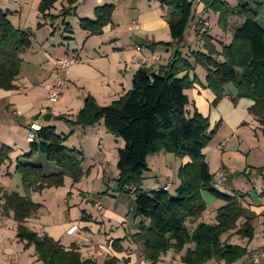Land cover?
Instances as JSON below:
<instances>
[{"label":"trees","instance_id":"16d2710c","mask_svg":"<svg viewBox=\"0 0 264 264\" xmlns=\"http://www.w3.org/2000/svg\"><path fill=\"white\" fill-rule=\"evenodd\" d=\"M59 1L42 0L41 16L54 18L51 11ZM63 1L70 8L77 3V0ZM156 1L170 10L168 26L172 43L160 45H182L195 18L194 3L191 0ZM235 1L237 5L232 7L224 0H200L207 12L218 15V27L225 33L232 32L231 42L221 45V50L214 44L212 36L206 34L204 50L193 52V61L177 50L168 66L160 72L147 68L137 71L132 89L110 106L101 107L89 97L74 120L58 117L83 128L103 122L107 133L124 143L117 152L118 189L135 196L136 217L143 222L133 237L142 245L144 258L152 264L158 263L170 251L179 254L185 251L183 264H238L248 255L247 248L224 242L223 236L234 233L248 242L255 237L253 222L256 215L243 205L246 195L221 193L220 188L214 186V175L206 162L204 151L219 126L211 129L208 117L196 110L193 113L187 110L186 91L199 82L196 75L191 74L202 67L207 74L205 86L215 96L213 106L226 97L229 86H234L235 103L241 99L254 102L249 113L259 124L264 139V0ZM70 12L65 8L59 17ZM114 12L112 4L97 7L94 19H81L80 28L90 36L102 35L104 28L112 23ZM10 15L11 12L0 10V91L7 92L17 89L15 81L21 73V55L31 49L35 36L31 30L14 27ZM233 19L236 23L231 25ZM65 26L68 30L69 26ZM41 27L39 24L38 28ZM198 30L196 24V38ZM67 140L68 136L58 134L54 126H43L37 132L36 140L28 143L30 152L16 160V173L28 192L63 187L66 177L78 184L89 174L83 169V152L68 148ZM38 152L46 156L55 171L45 174L41 166L28 163ZM160 153L190 160L179 169L180 185L174 196L167 189H143L144 175L149 171L148 158ZM11 154L10 147H0V171L11 160ZM204 193L225 205L218 209L215 224L199 223L190 230L188 223L199 220L207 210ZM2 199L3 214L9 216L12 213L18 224L16 238L25 249L34 248L40 263L97 264L95 260L83 259L77 248L67 250L60 242L47 235L41 236L26 226L27 220L42 208L40 204L16 192L5 193ZM241 221L244 222L239 225ZM105 264L125 263L112 257Z\"/></svg>","mask_w":264,"mask_h":264},{"label":"crops","instance_id":"0c3cea01","mask_svg":"<svg viewBox=\"0 0 264 264\" xmlns=\"http://www.w3.org/2000/svg\"><path fill=\"white\" fill-rule=\"evenodd\" d=\"M195 1L199 4L193 21L196 30L197 22L204 19L210 20L211 13L207 12L204 7L200 11L202 4L200 0ZM41 2L42 0H20L19 2L0 0V10L11 12L9 18L14 27L20 30H31L35 33L31 49L21 55V73L15 81L17 89L10 92L0 91V147L8 146L12 150L11 160L0 171V186L5 188L2 194L12 192L9 185L16 179V160L30 152L26 135L22 137L21 132L25 134L26 129L32 124L41 127L52 126L51 121L55 117L58 119L60 116H66L69 120H74L89 97L95 99L99 106L108 107L132 89L133 77L140 69L147 68L158 73L161 68L168 66L177 50L191 61H193L191 54L195 52L193 45L186 42L180 46L176 44L160 45L172 43L168 26L170 10L162 7L156 0H77V3L71 8L67 2L61 0L51 11L54 18L46 19L39 13ZM107 4L115 6L112 23L104 28L102 35L90 36L80 28L79 21L81 19L93 20L95 9ZM65 8L71 10L69 15L62 17L65 33H69L72 38L67 41L68 46L71 43L79 44L78 47L72 48V51L64 50L67 45L61 43L53 31L54 23L61 19L59 10L62 11ZM71 17L73 20L70 21ZM215 19L217 21V15H215ZM133 23L136 24L135 28ZM39 24L42 25L41 28H38ZM65 25L69 26L68 30ZM41 35L44 36L42 37L44 43L38 42ZM138 47L141 48V51L137 50ZM156 56L159 58L158 62L154 61ZM61 58L72 61L65 74L64 94L58 102L60 105L55 110L56 113L52 114L51 121L49 123L45 120L39 122L42 107L48 101V88L55 76V63ZM193 75H196L199 82L192 89L186 91L189 98L187 110L189 113L196 110L208 117L211 129L219 126L216 136L204 151L210 173L215 175L219 171H223L224 156L234 157L235 154H243L250 157L253 151L251 147L256 144L255 140L259 147L264 148L260 142L263 137L259 124L249 113L254 106L253 101L241 99L235 103L233 97L236 95V90L227 89L226 97L213 106L215 96L205 86L206 72L203 68H197L191 74V76ZM40 96L43 99H39ZM9 114L15 117L17 124H13ZM58 121L65 123L59 119ZM54 127L58 134L66 136L62 133L66 132L62 131L63 128L61 132L58 126ZM243 130L251 132L252 136L246 133L241 139L238 133ZM76 131L86 134V139H91V137L99 139L98 134H108L103 122L94 127L74 130L72 136L76 135ZM116 142L118 143L117 148L124 147L121 140ZM66 146L70 149H79L84 154L87 143L77 141L70 144L68 137ZM258 155L259 157L263 156L262 154ZM164 158V153L149 157L147 173L154 172L150 166L151 160L157 164L156 166H159L164 165ZM189 161L188 158L180 159L175 169L176 174ZM217 161L218 167L214 172H211V164L213 165L214 162L217 164ZM101 164L105 171L107 169L106 158L102 159ZM51 168L52 171H55V168L52 166ZM262 168L264 167L257 168L258 173L263 174ZM155 179L156 182H159L157 176ZM79 184L72 185V189ZM179 185L178 179L173 184L158 186L170 192L171 186H175L176 191ZM252 185L253 187L244 186L246 192L239 193L246 195L243 205L256 215L253 222L254 240L248 242L240 239L243 242L241 244L237 240L238 236L235 235L230 237V244L242 247H246V244L250 246L259 238V229L261 237L264 239V189L256 188L255 183ZM154 188L155 186L148 191H156ZM17 190H19V186H17ZM48 191L28 192L34 203L42 205L39 214L27 220L26 226L31 231L41 236L51 237L60 242L67 250L75 247L83 259L95 260L97 264H105V261L110 257H115L125 264H152L144 258L142 245L133 237L138 233L139 225L143 222L141 218L136 217L133 222H129L127 217L115 211H105L103 207L102 210H98L95 207L97 201H92L94 208L89 209V197L86 196L82 203L77 204L74 201L72 190L69 192V196L63 199L62 207L55 208L53 202L46 199ZM28 194L25 191L22 193L23 196ZM203 197L207 204V210L199 220L188 223L190 230L199 223L215 224L217 211L224 206L220 205V201H216L210 194L206 196L204 193ZM1 203L3 206V201ZM84 205L85 207H83ZM2 206L0 207V264H42L38 261L33 247L25 249V245L18 241L16 238L18 224L13 219L12 213L9 216L3 215ZM77 211H81L82 215H78ZM73 213H75L74 218H72ZM243 222H239V225ZM69 232L71 235L68 234ZM249 246L246 247L248 264H253L257 255L254 253L255 251L249 254ZM190 247L193 248V246ZM184 254L185 251L180 254L170 251L156 264H183ZM243 260L238 264H244ZM210 264L218 263L211 262ZM259 264H264V262L259 259Z\"/></svg>","mask_w":264,"mask_h":264},{"label":"rangeland","instance_id":"374dc122","mask_svg":"<svg viewBox=\"0 0 264 264\" xmlns=\"http://www.w3.org/2000/svg\"><path fill=\"white\" fill-rule=\"evenodd\" d=\"M7 1L13 2V0H7ZM16 1L17 0H14V2H16ZM19 1L20 0H18L17 2H19ZM191 1L194 3L193 9H194V13H196L197 6L199 4L195 0H191ZM224 1H227L232 7H235L237 5V3L234 0H224ZM203 7H204L203 5L200 6V11L203 10ZM59 15H63L61 10H59ZM210 15H211L210 20L204 19V20L197 22L198 28L201 27L202 24H204V22H207V24H208L207 27H205V29H206L205 32L202 34V41H197L194 23H191L187 29L185 42L188 43L189 45H193V50L195 52H198V51L201 52V50H204L203 46L205 44L206 34H210V36H212V38L214 39V44L216 45V47L219 50H221V45L229 44L232 40V35H231L232 32L225 33L218 27V15H217V21L215 19L214 14L211 13ZM71 20H73V17H71L70 21ZM210 21H211V23H210ZM62 22H63V19L61 17L60 21H56L54 23L53 31L55 32L56 37L59 40H61V43L65 44V46L67 45L64 50L65 51L66 50L72 51V48L78 47L79 44L71 43L68 46L67 41L71 40V39H68L71 37V35L69 33H65L66 31H65V28H64ZM235 23H236V19H233L231 21V25H234ZM201 28H203V27H201ZM68 35H69V37H68ZM42 37H44V36L43 35L39 36V38H38L39 43L40 42L44 43ZM192 54H191V57H192ZM61 59H63V58H61ZM198 68L201 69L202 67H198ZM205 80H206V77H205ZM228 89L230 91L235 90L234 86H229ZM47 97H48V94H47ZM41 98L43 99L42 96L39 97V99H41ZM44 105H45V106H43L44 108L41 106L42 112L39 116V120H38L39 122H44L45 116L52 115L53 113H56L55 110L57 109V107H59L60 103L51 104L49 101H47ZM9 118L12 120L14 125L17 124L15 117L11 116V114H9ZM51 124H52V126H58L60 131L62 128H63L62 131H66V132H62V131L61 132L69 137L70 144L76 143L77 141H80L81 143H83V142L87 143V146L85 148V151H87V152L84 151L85 161L83 164V169L85 172L89 171V174L87 172L88 175L83 177V179L79 182L80 184L78 186L76 185L73 189H72V185H74V183L70 177L65 178V182H64L63 187L45 189V190H49L47 192L48 196L46 197V199H49L51 202H53V205L55 208L62 207L63 199L67 198L69 196V192L72 190V192L74 194L75 203H77V204L82 203V201L85 199V197L88 196L89 200L91 201V202L90 201L88 202L89 203V207H88L89 209L94 208L92 201H97L95 203V207L98 210H102V207H103V209L105 211L106 210L115 211L118 214H121V215H124L125 217H127L129 222H133L136 218L135 196L133 194L121 192L118 189L119 187H118L117 179H118L119 172L116 168V162H118V153L117 152H118V149H120V148H117L118 143L116 141L119 139H116L115 137H113L109 134H107V135L98 134L100 137L99 139H96L95 137H91V139L90 138L86 139L85 138L86 134L78 132V131L75 132L76 133L75 136H72L74 130H83L84 128L81 126L70 125L67 122L62 123V122L58 121V119H56V117L51 121ZM246 133H248V131L243 130V131H240L238 134L242 139V136L246 135ZM248 134L252 136L251 132H249ZM20 135L23 137L26 135V133L24 134L21 132ZM260 142L264 146V139L263 138L261 139ZM99 143H101V145H99ZM254 143H256V144H254V146L251 147V149H253V151H252V155L250 157H248L247 155H243V154H235L234 157H231L230 155L224 156V158H223V171H224L225 176H226V185L219 189V191L221 193L232 195L234 193L246 192V188H244V186L253 187L252 184H254V183L256 185V188L264 189V168L261 169V171H263V174L258 173V170H257V168H259V167H264V148L259 147L257 145L258 144L257 140H255ZM27 146H29V145H27ZM77 146H79V145L77 144ZM258 154H262L263 156L259 157ZM255 155H257L258 157H256ZM164 157H165L163 160L164 165L156 166L157 164L151 160L150 166H151V168L154 169V172L151 174L145 173V175H144L146 182L144 181L143 189L145 191H148V189H152L153 186H155V188H156V189L154 188V190L161 191L163 188L161 186H163V185L166 186L168 183L173 184V183H175V181L178 180V177H177L178 174H176L177 172L175 171V169H176L177 163L179 162L180 159L176 158L174 155L169 154V153H164ZM103 158H106V163H107V169L105 171H103V167L101 164ZM28 163L33 164L35 166H41L43 168L45 174L52 173L51 172L52 171L51 166L53 168H55L54 165L51 164L47 160L46 156L40 152L34 153ZM211 166H212L211 172L212 171L214 172L216 170V168L218 167V161H217V164L214 162V164L213 165L211 164ZM164 170H166L167 172ZM156 176H157V179L159 180L160 183L156 182V179H155ZM15 178L16 179H14L12 182H10L11 185H9V187H10V191H12L10 193L16 192V193L20 194L21 196H23L22 193L25 191L26 194H28L29 190H27V188H25V186L23 185L20 175L17 174ZM154 182H156V183H154ZM262 183H263V185H262ZM158 185H161V186L159 187ZM17 186H19V190H17ZM3 189H5V188L0 186V207L2 206L1 201L3 200L2 199L3 195L5 193H9V192H4L2 194ZM45 190H43L42 192H44ZM234 191H236V192H234ZM30 192H34V191L30 190ZM42 192H34V193H42ZM82 192H83V194H82ZM169 193L172 196L175 195V186L170 187ZM27 196H28V198H30L29 194ZM206 196H208V193H206ZM25 197H26V195H25ZM208 198L210 199V197H207V199ZM84 204H87V203H84ZM220 205H225V204L223 202H220ZM83 207H85V205ZM39 212L34 216H37L39 214ZM77 212H79V211H77ZM94 212H96V211H94ZM74 214L75 213L72 214V218H74ZM78 215H82L81 211L78 213ZM258 233H259V238L256 239L255 242L252 243L250 246L248 244H246V247L249 246V249H250L249 254H251V253H253V251H255L254 253H256L257 257L261 261L264 262V239H262V237H261L260 229H259ZM68 234L71 235L70 232ZM224 236H223V241L230 243V237L235 236V234L234 233L229 234L225 238H224ZM16 237H17V232H16ZM240 239L241 238H239V237L237 238L238 242H241V244H243V242L241 241L243 239H241V240ZM231 244H233V243H231ZM244 244H245V242H244ZM176 254H179V253H176ZM14 257H16V256H14ZM110 258H112V257H110ZM216 263H218V262H216ZM242 263L248 264V256L245 257V259L242 261Z\"/></svg>","mask_w":264,"mask_h":264},{"label":"built area","instance_id":"2783aa9c","mask_svg":"<svg viewBox=\"0 0 264 264\" xmlns=\"http://www.w3.org/2000/svg\"><path fill=\"white\" fill-rule=\"evenodd\" d=\"M18 1V0H17ZM16 1V2H17ZM14 2V0H13ZM207 22H204L201 27H199L198 35H197V41H202V34L205 32V27H207ZM133 27H136V24L133 23ZM138 51H141V48H137ZM151 51V50H150ZM154 61L158 62L159 58L156 56L154 57ZM72 61L63 58L59 59L55 63V76L53 78V81L51 85L48 88V101L51 104H57L65 91V74L68 70V68L71 66ZM41 126L37 124H32L29 128L26 129V141L27 143H32L34 140H36L37 132L40 130ZM226 185V176L223 171H219L214 175V186L215 188H221ZM99 205V204H98ZM100 206V205H99ZM12 260H15V258H12ZM253 264H259V258L255 256Z\"/></svg>","mask_w":264,"mask_h":264},{"label":"water","instance_id":"95a60500","mask_svg":"<svg viewBox=\"0 0 264 264\" xmlns=\"http://www.w3.org/2000/svg\"><path fill=\"white\" fill-rule=\"evenodd\" d=\"M51 119H52V115H47V116H45V121H46V122H50Z\"/></svg>","mask_w":264,"mask_h":264}]
</instances>
